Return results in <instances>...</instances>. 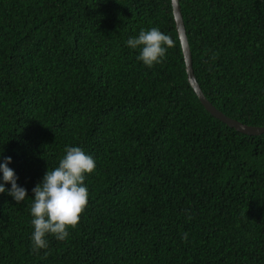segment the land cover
Instances as JSON below:
<instances>
[{
  "label": "trees",
  "instance_id": "trees-1",
  "mask_svg": "<svg viewBox=\"0 0 264 264\" xmlns=\"http://www.w3.org/2000/svg\"><path fill=\"white\" fill-rule=\"evenodd\" d=\"M180 3L206 97L264 126V0ZM152 27L173 46L149 68L126 41ZM68 146L88 204L36 252L32 189ZM0 153L29 196L0 193V264H264V133L202 104L171 0H0Z\"/></svg>",
  "mask_w": 264,
  "mask_h": 264
},
{
  "label": "clouds",
  "instance_id": "clouds-1",
  "mask_svg": "<svg viewBox=\"0 0 264 264\" xmlns=\"http://www.w3.org/2000/svg\"><path fill=\"white\" fill-rule=\"evenodd\" d=\"M126 44L130 49H139L137 59L152 68L163 62L168 49L173 46V40L159 28L152 27L148 30L142 29L138 37L128 39ZM64 151L65 155L58 166L49 169L42 182L32 189L34 196L30 214L34 231L31 239L36 252L48 248L47 236L50 234L59 241L66 240L70 234L69 229L78 226L88 204L89 193L85 178L95 171V160L78 146H68ZM11 161L12 157L9 156L0 163L4 181L0 183V193L8 191L17 203H21L29 197L28 191L17 184L18 177L9 167ZM6 183H11L10 189L5 188ZM183 238L187 239L186 233Z\"/></svg>",
  "mask_w": 264,
  "mask_h": 264
},
{
  "label": "water",
  "instance_id": "water-1",
  "mask_svg": "<svg viewBox=\"0 0 264 264\" xmlns=\"http://www.w3.org/2000/svg\"><path fill=\"white\" fill-rule=\"evenodd\" d=\"M172 7H173V15L176 22V27L178 31V35L181 41L183 54L186 63V70L188 74V79L191 86L194 88L195 92L197 93L198 97L200 98L202 104L205 108L211 112L212 115L220 119L221 121L227 123L230 127L235 128L236 130L246 133L249 135H258L264 133V126H252L241 121H238L234 118L229 117L224 112L219 110L213 103L206 97L200 84L197 80V77L194 72L193 68V58L191 52V46L189 43V38L187 35V29L185 25V21L182 14L181 3L180 0H171Z\"/></svg>",
  "mask_w": 264,
  "mask_h": 264
}]
</instances>
